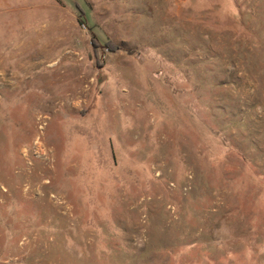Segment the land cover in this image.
<instances>
[{"label":"rangeland","instance_id":"obj_1","mask_svg":"<svg viewBox=\"0 0 264 264\" xmlns=\"http://www.w3.org/2000/svg\"><path fill=\"white\" fill-rule=\"evenodd\" d=\"M0 264H264V0H0Z\"/></svg>","mask_w":264,"mask_h":264},{"label":"trees","instance_id":"obj_2","mask_svg":"<svg viewBox=\"0 0 264 264\" xmlns=\"http://www.w3.org/2000/svg\"><path fill=\"white\" fill-rule=\"evenodd\" d=\"M81 12H82V14L81 15H83L84 14V10H80ZM99 42V41H98ZM95 43V42H94ZM100 43V42H99ZM95 44H97V43H95ZM102 43H100V45H101ZM98 46H100L99 44H97ZM105 46L107 47V48H109V49H111V50H113V49H116L117 48V46H115V45H113L112 43H108V42H105Z\"/></svg>","mask_w":264,"mask_h":264}]
</instances>
